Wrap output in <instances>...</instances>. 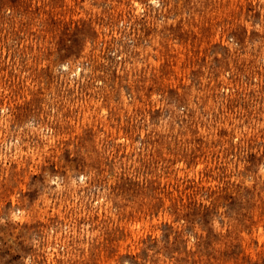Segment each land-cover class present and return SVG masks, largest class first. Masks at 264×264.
<instances>
[{
  "label": "rangeland",
  "instance_id": "374dc122",
  "mask_svg": "<svg viewBox=\"0 0 264 264\" xmlns=\"http://www.w3.org/2000/svg\"><path fill=\"white\" fill-rule=\"evenodd\" d=\"M0 264H264V0H0Z\"/></svg>",
  "mask_w": 264,
  "mask_h": 264
},
{
  "label": "bare ground",
  "instance_id": "6f19581e",
  "mask_svg": "<svg viewBox=\"0 0 264 264\" xmlns=\"http://www.w3.org/2000/svg\"><path fill=\"white\" fill-rule=\"evenodd\" d=\"M73 76V75H72ZM192 174V173H191ZM259 232V231H258ZM262 232V231H261Z\"/></svg>",
  "mask_w": 264,
  "mask_h": 264
}]
</instances>
